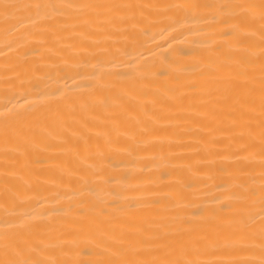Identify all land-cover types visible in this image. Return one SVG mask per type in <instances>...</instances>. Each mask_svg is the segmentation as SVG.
<instances>
[{
  "label": "bare ground",
  "instance_id": "obj_1",
  "mask_svg": "<svg viewBox=\"0 0 264 264\" xmlns=\"http://www.w3.org/2000/svg\"><path fill=\"white\" fill-rule=\"evenodd\" d=\"M0 264H264V0H0Z\"/></svg>",
  "mask_w": 264,
  "mask_h": 264
}]
</instances>
